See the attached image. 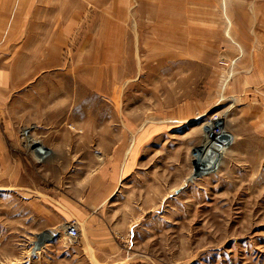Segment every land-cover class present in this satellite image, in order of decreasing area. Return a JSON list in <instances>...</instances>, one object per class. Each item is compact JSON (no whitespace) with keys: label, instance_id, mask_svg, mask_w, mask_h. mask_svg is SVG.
<instances>
[{"label":"rangeland","instance_id":"1","mask_svg":"<svg viewBox=\"0 0 264 264\" xmlns=\"http://www.w3.org/2000/svg\"><path fill=\"white\" fill-rule=\"evenodd\" d=\"M79 13L81 44L122 54L65 56L47 88L0 97V264H98L82 250L83 219L58 216L56 197L104 163L101 138L63 154L51 136L89 125L139 130L133 168L96 221L123 228L108 264H264V125L239 120L230 93L233 51L264 31L253 24L264 0H79ZM215 117L241 139L209 168Z\"/></svg>","mask_w":264,"mask_h":264},{"label":"crops","instance_id":"2","mask_svg":"<svg viewBox=\"0 0 264 264\" xmlns=\"http://www.w3.org/2000/svg\"><path fill=\"white\" fill-rule=\"evenodd\" d=\"M253 24L264 25V18ZM79 26V0H0L1 99L10 98V94L31 86L47 88L48 73L62 77L65 56L122 54L121 50L105 51L101 43L103 39H85L81 44ZM239 42L237 50L233 51L231 105L237 109L239 120L257 128L264 125V31L249 33L247 44L242 47ZM138 131L94 129L89 125L79 135L59 129L51 132L55 137V149L63 154L71 147L73 150L81 145L95 147L96 138H101L104 163L83 173L81 176L85 177L80 180L78 188H69L65 194L56 197L60 206L56 207L58 216L83 219L80 244L86 253L90 249L98 252V264L109 263L105 251L113 250L115 246L113 233L123 231V228H104L96 221L103 219L106 202L115 195L122 178L133 168L134 159L128 153L139 147ZM230 135L233 142L226 150L241 139L239 132L233 131ZM126 229L124 233H127Z\"/></svg>","mask_w":264,"mask_h":264},{"label":"built area","instance_id":"3","mask_svg":"<svg viewBox=\"0 0 264 264\" xmlns=\"http://www.w3.org/2000/svg\"><path fill=\"white\" fill-rule=\"evenodd\" d=\"M219 119H220L219 117H215L207 123V126L213 123L214 125L211 128V131L206 129V134L203 140L204 145L202 146V150H201L202 153L206 152L207 150L206 157H208L209 160L212 157L211 159V162H213L212 164L215 163L217 158V153L218 151H220V148L222 146H226L220 143V141L218 140L222 134H225L224 127L219 124ZM220 121L222 120L220 119ZM213 148H216L217 151L213 150ZM65 231H66V238L68 239V242L70 244H74L79 240L80 231L78 225L75 222L67 224Z\"/></svg>","mask_w":264,"mask_h":264},{"label":"bare ground","instance_id":"4","mask_svg":"<svg viewBox=\"0 0 264 264\" xmlns=\"http://www.w3.org/2000/svg\"><path fill=\"white\" fill-rule=\"evenodd\" d=\"M219 124L220 125H222V122L221 121H219ZM214 125V124H213ZM213 126H211L208 130H210L211 131V128H212ZM227 134V133H226ZM230 135V134H229ZM232 136V135H231ZM233 142V138H232V140H231V143ZM230 143V144H231ZM230 144H228V145H230ZM228 145H226L225 147H227ZM222 147H224V146H222ZM222 147L220 148V151H218V154H220L221 155V150H222ZM213 149H215L216 150V148H213ZM207 151V150H206ZM223 151V150H222ZM35 152L37 153V155H39V157L41 158L40 160H42V159H45V158H47L48 156H49V152L48 151H46L43 147L42 148H38V149H36L35 150ZM219 157V156H218ZM217 157V158H218ZM220 158V157H219ZM39 159V158H38ZM217 160V159H216ZM204 162H210V164H209V166L208 165H205L204 164V166H206V167H209V168H213L216 164H217V161L214 163V164H212L213 162H211V160H209L208 159V157H206L205 156V158H204ZM44 239H45V235L43 236V242H44ZM46 240V239H45ZM47 241V240H46Z\"/></svg>","mask_w":264,"mask_h":264},{"label":"water","instance_id":"5","mask_svg":"<svg viewBox=\"0 0 264 264\" xmlns=\"http://www.w3.org/2000/svg\"><path fill=\"white\" fill-rule=\"evenodd\" d=\"M220 143L224 144V145H228L231 143V140H232V136L229 135V134H222L219 139Z\"/></svg>","mask_w":264,"mask_h":264}]
</instances>
